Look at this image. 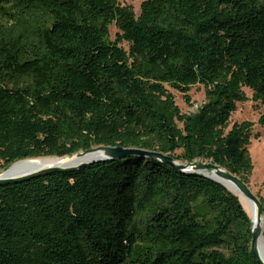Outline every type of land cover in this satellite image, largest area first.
Returning a JSON list of instances; mask_svg holds the SVG:
<instances>
[{
    "label": "trees",
    "instance_id": "1",
    "mask_svg": "<svg viewBox=\"0 0 264 264\" xmlns=\"http://www.w3.org/2000/svg\"><path fill=\"white\" fill-rule=\"evenodd\" d=\"M198 84L206 100L183 113L169 87L192 104ZM250 99L264 106V0H144L138 15L119 0H0V171L110 145L248 183L255 123L229 124ZM251 241L237 195L148 156L0 185V264H261Z\"/></svg>",
    "mask_w": 264,
    "mask_h": 264
},
{
    "label": "water",
    "instance_id": "2",
    "mask_svg": "<svg viewBox=\"0 0 264 264\" xmlns=\"http://www.w3.org/2000/svg\"><path fill=\"white\" fill-rule=\"evenodd\" d=\"M89 154H91L90 157L85 158L82 161H80L76 164H72V165L71 164L60 165V164L52 163L49 165L39 167V168H37L31 172L24 173L21 175H8V174H6V172L9 170V168L14 163H16V162H14L7 169L0 171V185H6L9 183H17V182H21L24 180H28L31 178H35V177H38L41 175H46V174H50V173H54V172L79 169L81 167H85V166L92 164V163H95V162L115 160L118 158H125V157L130 156V155H139L142 157L148 156V157H151L153 159L159 160V161H161L167 165H170L171 167H173L178 172H196V173L202 174L203 176L209 177V178H211L217 182L222 183L225 187H227V186L221 181V179L232 181L235 184V187L241 193H243L246 197H248L254 201V203L257 206L259 216L260 217L264 216L261 200L256 195L253 194V192L249 188L248 184L245 181H243V179H241V177H239L238 175L230 172L226 168H224V167L220 166L219 164H216L212 161L195 160L192 162H181L179 160H175L172 155L166 154L162 151L148 150V149L138 148V147H122V146H110V145L96 146V147H93V148L85 150V151H80V152L74 153L73 155H70L68 157L69 158H72L74 156L87 157ZM64 157H66V156H64ZM39 158H46V157H39ZM50 158L62 159L63 157L51 156ZM32 159H38V158H32ZM24 160H29V159H23V160H19V161H24ZM205 170L216 174L218 177L207 174L206 172H204ZM231 192L234 193L233 191H231ZM239 200H240V197H239ZM240 202H241V200H240ZM262 233H263V228L252 222L251 251H252L253 255L258 259V261L261 264H264V261L261 259L260 255H259V249H258V239L262 235Z\"/></svg>",
    "mask_w": 264,
    "mask_h": 264
},
{
    "label": "rangeland",
    "instance_id": "3",
    "mask_svg": "<svg viewBox=\"0 0 264 264\" xmlns=\"http://www.w3.org/2000/svg\"><path fill=\"white\" fill-rule=\"evenodd\" d=\"M122 4L131 5L138 15L141 11V4L144 0H119ZM119 29L115 24L110 26V39L115 40ZM123 46L128 49V43L124 42ZM176 97V102L183 113H189L196 111L198 107L206 100V89L202 84L192 86L190 90L191 103L186 102L184 95L178 90L169 87ZM249 97L252 95V91L245 88ZM264 112V106L254 102L253 100H247L245 102H239L237 104V110L233 112L229 128L235 123H240L244 120H251L255 123L253 129V136L248 149L253 161V170L249 176L248 186L261 201H264V126L259 124L258 120L261 114ZM182 126L181 124H179ZM243 204V203H242ZM245 210L250 216L249 211L243 204ZM251 218V216H250ZM252 220V219H251Z\"/></svg>",
    "mask_w": 264,
    "mask_h": 264
},
{
    "label": "bare ground",
    "instance_id": "4",
    "mask_svg": "<svg viewBox=\"0 0 264 264\" xmlns=\"http://www.w3.org/2000/svg\"><path fill=\"white\" fill-rule=\"evenodd\" d=\"M94 155V154H93ZM91 154H89L87 157L83 156H74L72 158H69L68 156L63 157L62 159H56V158H38V159H29V160H24V161H18L14 163L9 170L6 172L8 175H21L24 173L31 172L39 167L49 165L52 163L60 164V165H68V164H76L80 161H82L85 158L90 157ZM209 175H213L215 177H218L216 174L205 170ZM221 181L231 190L233 191L236 195L240 197L241 202L245 205L247 210L250 213L252 222L255 223L256 225L264 228V216L260 217L258 214V209L256 204L254 203L253 200L250 198L246 197L243 193H241L236 187L235 184L230 181V180H225L221 179ZM258 249H259V255L261 259L264 261V234L259 237L258 239Z\"/></svg>",
    "mask_w": 264,
    "mask_h": 264
}]
</instances>
